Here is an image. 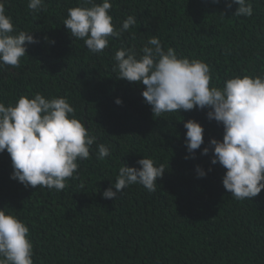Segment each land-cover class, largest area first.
Segmentation results:
<instances>
[{"label": "trees", "instance_id": "16d2710c", "mask_svg": "<svg viewBox=\"0 0 264 264\" xmlns=\"http://www.w3.org/2000/svg\"><path fill=\"white\" fill-rule=\"evenodd\" d=\"M110 2L117 29L129 15L137 24L93 54L62 24L80 0H44L39 11L29 10L28 0H4L17 32L38 42H26L20 67L0 68V102L14 105L36 92L65 97L96 143L59 192L25 188L10 178L7 151L0 153V209L29 228L33 264H264V189L237 201L222 185L226 169L211 164V148L201 154L210 138L222 140V124L207 118L208 109L154 117L141 95L144 86L112 71L120 47L139 50L156 36L165 51L171 47L178 57L207 63L210 87L235 75L264 73V0H248L250 17L234 16L238 5L227 8L225 0ZM189 119L204 129L194 158L185 146ZM98 144L110 146L111 156L97 160ZM143 157L164 166L156 191L136 184L115 200L103 198L119 168H138ZM197 166L205 176L198 177Z\"/></svg>", "mask_w": 264, "mask_h": 264}, {"label": "clouds", "instance_id": "9594fccd", "mask_svg": "<svg viewBox=\"0 0 264 264\" xmlns=\"http://www.w3.org/2000/svg\"><path fill=\"white\" fill-rule=\"evenodd\" d=\"M233 3L238 5L234 16L253 15L248 0H225L227 8ZM27 7L39 11L44 0H28ZM111 8L110 0H80V6L67 10L62 24L72 38L83 41L89 52L100 54L108 48L110 38L119 39L137 24L136 17L129 15L117 29L109 15ZM26 42L38 41L28 32H17L6 15L4 0H0V68L20 67ZM113 59L112 71L117 79L144 86L141 95L154 117L208 109L207 118L222 124V140L210 138L208 146L201 149L203 127L194 120L185 121V146L192 158L195 150L207 155L211 148V164L219 163L226 169L222 185L234 199L250 200L264 189V73L235 75L222 87H210L212 75L207 63L178 57L171 47L165 51L156 36H150L139 50L120 47ZM114 102L122 104L119 98ZM94 143L96 137L75 118V109L65 97L46 99L36 92L31 98L21 95L14 105L0 102V153L7 151L13 169L10 178L25 188L62 191L67 180L74 178L77 161L90 158ZM97 149V160L111 156L110 146L98 144ZM136 163L140 167L122 164L114 183L102 192L103 198L115 200L125 188L136 184L150 193L156 191L164 166H154L152 159L144 157ZM196 172L198 177L206 175L199 166ZM32 256L29 228L11 212L0 209V264H33Z\"/></svg>", "mask_w": 264, "mask_h": 264}]
</instances>
